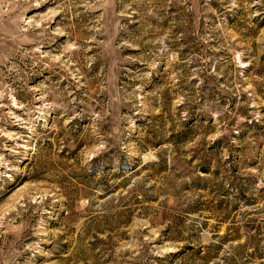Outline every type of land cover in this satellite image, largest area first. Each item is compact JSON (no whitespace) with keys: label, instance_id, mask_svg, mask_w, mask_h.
I'll list each match as a JSON object with an SVG mask.
<instances>
[{"label":"rangeland","instance_id":"374dc122","mask_svg":"<svg viewBox=\"0 0 264 264\" xmlns=\"http://www.w3.org/2000/svg\"><path fill=\"white\" fill-rule=\"evenodd\" d=\"M0 264H264V0H0Z\"/></svg>","mask_w":264,"mask_h":264}]
</instances>
